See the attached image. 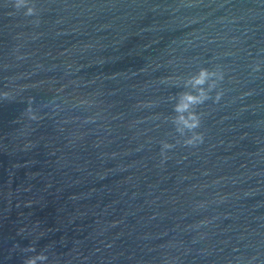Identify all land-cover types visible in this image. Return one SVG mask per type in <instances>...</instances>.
<instances>
[{
	"label": "water",
	"instance_id": "obj_1",
	"mask_svg": "<svg viewBox=\"0 0 264 264\" xmlns=\"http://www.w3.org/2000/svg\"><path fill=\"white\" fill-rule=\"evenodd\" d=\"M0 264H264V0H0Z\"/></svg>",
	"mask_w": 264,
	"mask_h": 264
}]
</instances>
